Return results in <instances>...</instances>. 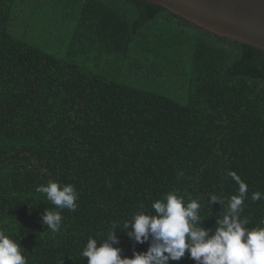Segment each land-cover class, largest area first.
I'll return each mask as SVG.
<instances>
[{
	"label": "trees",
	"instance_id": "1",
	"mask_svg": "<svg viewBox=\"0 0 264 264\" xmlns=\"http://www.w3.org/2000/svg\"><path fill=\"white\" fill-rule=\"evenodd\" d=\"M13 3L0 0V229L27 264H88V239L109 231L122 257L146 252L152 236L127 232L170 191L202 205L197 226L211 234L238 192L230 170L248 185L245 227L264 226L262 50L142 0H36L74 22L58 58L11 33ZM163 80L182 81L186 100L141 87ZM49 180L75 187V211L35 191ZM49 210L61 213L58 232Z\"/></svg>",
	"mask_w": 264,
	"mask_h": 264
},
{
	"label": "clouds",
	"instance_id": "2",
	"mask_svg": "<svg viewBox=\"0 0 264 264\" xmlns=\"http://www.w3.org/2000/svg\"><path fill=\"white\" fill-rule=\"evenodd\" d=\"M227 175L237 183L238 192L228 198L227 211L217 220L218 226L211 234L197 226L202 205L195 199L185 204L182 196L170 191L152 203L155 215L135 214L132 230L127 232L141 243L152 236L154 243L146 252L122 257L121 250L113 246L116 237L109 231L108 239L99 245L96 238L90 237L82 256L88 258V264H167L169 260L179 261L186 253L196 264H264V226L245 227L249 221L241 216L248 185L234 171ZM35 191L44 194L58 209L75 211L77 207L78 193L72 184L49 180ZM261 198L260 192L251 196L253 201ZM220 199L217 195L211 197L212 202ZM43 219L52 232L60 230L59 211L49 210ZM21 247L13 236L0 229V264H27Z\"/></svg>",
	"mask_w": 264,
	"mask_h": 264
},
{
	"label": "water",
	"instance_id": "3",
	"mask_svg": "<svg viewBox=\"0 0 264 264\" xmlns=\"http://www.w3.org/2000/svg\"><path fill=\"white\" fill-rule=\"evenodd\" d=\"M209 32L264 52V0H142Z\"/></svg>",
	"mask_w": 264,
	"mask_h": 264
},
{
	"label": "rangeland",
	"instance_id": "4",
	"mask_svg": "<svg viewBox=\"0 0 264 264\" xmlns=\"http://www.w3.org/2000/svg\"><path fill=\"white\" fill-rule=\"evenodd\" d=\"M19 1L14 0L12 4L9 22L11 33L58 58H63L74 25L73 20L58 16L57 13L46 8H37L34 4L36 0H31L34 7L28 1ZM95 54L97 53L91 52L89 55L91 67H94ZM141 87L168 95L181 102L185 101L187 96L186 86L182 85V81L179 84L174 82L169 84L163 80L161 84H143Z\"/></svg>",
	"mask_w": 264,
	"mask_h": 264
}]
</instances>
